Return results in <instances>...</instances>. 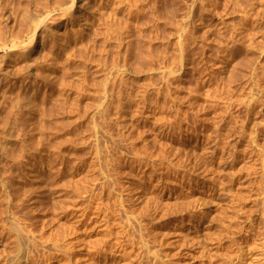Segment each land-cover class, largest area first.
Returning <instances> with one entry per match:
<instances>
[{
	"label": "rangeland",
	"instance_id": "obj_1",
	"mask_svg": "<svg viewBox=\"0 0 264 264\" xmlns=\"http://www.w3.org/2000/svg\"><path fill=\"white\" fill-rule=\"evenodd\" d=\"M123 1L0 82V264H264V0Z\"/></svg>",
	"mask_w": 264,
	"mask_h": 264
},
{
	"label": "bare ground",
	"instance_id": "obj_2",
	"mask_svg": "<svg viewBox=\"0 0 264 264\" xmlns=\"http://www.w3.org/2000/svg\"><path fill=\"white\" fill-rule=\"evenodd\" d=\"M2 1H3V3H1V6L3 8L1 9V6H0L1 11H3L2 14H0V49L3 51H7V50L10 51V53L6 54V56H9L11 63L18 61L20 59V57L25 58V59H23V62L25 61L26 63H28V61H29V60H26V58L31 59L32 57H34L33 60L36 62V64H38V66H39V63L40 64L44 63V65L46 67L44 69L45 71L40 70V68H39V70L38 69L37 70L34 69V70H35V72L39 71L38 75L36 74L38 76V77L36 76V80L38 79L39 81H41L44 84L45 87L48 88L47 91L49 92V94H55V80H54V77L52 78V75H53L54 71L56 72V69H57L56 68V66H57L56 61L58 60V58L60 56H64L65 53H68L67 41L71 40L69 38V36L71 35L70 34L71 32L69 33V30L71 31L73 28L75 29V28L79 27L80 32L86 33L85 35H90V38H92L97 34V32H98L97 30L102 29L103 26L106 27L105 31L107 30V28L110 29L112 27L111 26L112 24H114L113 26H118L120 24L118 15H120L122 13L123 3H124L123 0H99L96 9H94V6H92L88 2V0H53V1L52 0H35V1L34 0H2ZM13 10H14V12H13ZM10 11H12L14 13V15L12 13V18L10 21V22H12L11 27H9L11 24L10 25L8 24V18L11 17V15L9 17V13H11ZM129 13H131V12H129ZM80 14H83V15L81 17H78V15H80ZM168 23H169V21H168ZM98 26H100V27L102 26V28H98L96 30V28ZM62 29L64 31L63 33L61 32ZM126 29H128V27H126ZM181 29L182 28L180 27V30ZM75 31H78V30H75ZM74 32H72V35L74 34ZM108 32L110 34L112 32L111 29L107 30V35L110 36L108 34ZM99 33H101V32H99ZM181 34H183V33H181ZM16 35H18V37ZM38 35L41 36L43 43L47 42L51 45L53 44V47H51L49 45L51 48H49L48 51L45 50L46 51L45 52L43 49V52L45 55L43 57L40 56L41 58H39V56H37V54H39V53H37L38 47H35L36 46V43H35L36 37H38ZM115 35L113 33V35H111V36L114 37ZM149 35L151 36V34H149ZM184 36H186V35H184ZM179 38H182V36ZM109 39H110V42H111V40H112V42H115V41H113L114 38L110 37ZM116 39L118 40V38H115V40ZM119 39H120V37H119ZM135 39L136 38H134L133 41ZM139 39L140 38L138 37V39H136V42L139 43V41L141 40V39L140 40ZM182 39H185V37ZM117 40H116L117 43L115 42V44L120 43ZM26 41H28L25 44L26 46L25 45L22 46V44ZM129 41H131V39ZM147 41H150V40L148 39ZM147 41H145V42H147ZM185 41H186V39H185ZM112 42H111V44H113ZM180 42H179L180 45L181 44L183 45L185 43L183 40H182V43H180ZM123 43H124V41H123ZM130 43L131 44H129V45L131 46L132 42H130ZM149 43L147 42L144 44H148V46H150L151 44H149ZM134 44H135V42H134ZM136 44H135V46H137ZM126 45H128V44H126ZM183 48H181V49H183ZM185 48H186V46H185ZM146 50H147V48H146ZM183 50H182V53H180V55H183V53L185 52V51L183 52ZM41 54H43V53H41ZM117 55H118V53H117ZM183 58H184V56H183ZM0 64H2V63H0ZM23 64H25V63H23ZM30 65H33V64L28 63L25 65H18V66L16 65L17 68H16V66L13 67L14 69L16 68V70L13 71V68H12L13 73L11 72V70H9L11 72V74H7L8 72H6V74H5L2 71V69H0V78H2V79H0V82L2 81L1 83L3 84V80L6 81L7 77L10 78V75H12L13 78L14 77L16 78V76H20V75L24 74V73H22V70H24V69L26 70V68L27 69L30 68ZM25 73L27 75V73H29V72L26 70ZM30 74H31V71H30ZM33 75H35V73ZM54 76H56V75H54ZM28 77H30V76L28 75ZM6 83H8V82L6 81ZM105 89L106 88H104V90L102 92L106 91ZM33 90H31V91H33ZM36 91H39V90H36ZM31 93H33V92H31ZM36 94H38V93H36ZM103 96L105 97V94ZM104 97H103V99H104ZM31 99L32 98L24 99L25 105H21V106L22 107L23 106H29L30 107L32 105L35 107V105H37V104L34 100L33 101L35 103L31 102ZM22 100H23V98H22ZM44 100H45V98H44ZM16 101H17V99H16ZM36 101H37V99H36ZM13 102H14V100L12 101V103ZM43 102L45 103V101H43ZM16 103H17V105H18V103L21 104L20 101H17ZM33 103H34V105H33ZM37 103L39 104V102H37ZM48 104L50 105L49 102H48ZM48 104H47V106H48ZM5 105H7V103ZM14 106H15V104H14ZM18 106L21 107L20 105H18ZM18 106H17V108H18ZM34 107H31V109H33ZM37 108H39V107H37ZM52 108L53 107L51 106V109ZM52 110H54V109H52ZM49 112H48V114H49ZM43 113H44V111H43ZM55 113H58V112H55ZM48 114H47V116H48ZM52 115H53V111H52ZM58 115H59V113H58ZM44 116L46 117V114ZM53 118H54V116H53ZM57 120L58 119H56V121H54V125H59L60 122H58ZM46 123H47V121H46Z\"/></svg>",
	"mask_w": 264,
	"mask_h": 264
}]
</instances>
